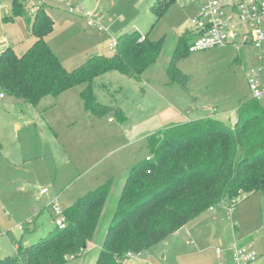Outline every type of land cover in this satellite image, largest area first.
I'll use <instances>...</instances> for the list:
<instances>
[{
  "label": "rangeland",
  "instance_id": "obj_1",
  "mask_svg": "<svg viewBox=\"0 0 264 264\" xmlns=\"http://www.w3.org/2000/svg\"><path fill=\"white\" fill-rule=\"evenodd\" d=\"M44 1L55 20L47 39L69 71L90 55L113 54L109 44L124 32L139 31L151 40L167 35L168 40L160 60L145 70L142 80L117 70L95 79L98 100L120 107L126 115L123 121L114 111L104 116L88 111L81 97L84 84L46 96L35 107L7 94L0 98V258L56 229L49 203L57 202L64 211L114 177L99 225L104 235L127 175L151 154L149 135L204 116L234 124L240 106L253 96L239 55L251 50L239 53L232 45L193 51L182 60L179 68L189 76L187 86L168 74L178 37L199 15V1L205 0H175L161 17L151 9L156 0H31L27 15ZM6 14L13 15L12 0H0V51L12 46L22 54L34 37L25 17L6 20ZM88 15L100 20L89 25ZM262 55L250 57L247 70L261 66L258 80L264 84ZM260 100L264 104V96ZM43 188L49 190L45 195ZM238 199L236 205L226 201L205 211L127 263L231 264L232 248L245 246L257 255L250 264H264V195L254 192ZM19 240L21 244L15 243ZM99 252L91 243L66 264H94Z\"/></svg>",
  "mask_w": 264,
  "mask_h": 264
},
{
  "label": "trees",
  "instance_id": "obj_2",
  "mask_svg": "<svg viewBox=\"0 0 264 264\" xmlns=\"http://www.w3.org/2000/svg\"><path fill=\"white\" fill-rule=\"evenodd\" d=\"M30 1L12 0L13 15L6 14V20L25 17L34 41L22 54L12 46L0 51L3 92L35 107L46 96H59L84 84L81 97L88 111L97 116L114 111L125 120L120 107L98 100L94 81L112 70L142 80L145 70L160 60L167 35L151 40L139 31L124 32L113 54L90 55L69 71L47 39L55 24L50 6L40 2L28 16ZM174 1L156 0L151 9L161 17ZM194 38L187 27L167 67L172 81L185 86L189 76L179 63L190 55ZM148 147L150 158L134 165L127 175L104 235L99 225L110 202L114 177L64 210L65 227L57 226L32 245L20 246L14 255L0 258V264H66L95 241L100 245L95 264H128L129 254L143 253L211 207L215 210L226 201L236 205L242 194L264 195V104L256 97L240 106L234 124L215 116L174 124L149 135ZM100 235L101 241L97 240Z\"/></svg>",
  "mask_w": 264,
  "mask_h": 264
},
{
  "label": "built area",
  "instance_id": "obj_3",
  "mask_svg": "<svg viewBox=\"0 0 264 264\" xmlns=\"http://www.w3.org/2000/svg\"><path fill=\"white\" fill-rule=\"evenodd\" d=\"M80 11L83 8L79 9ZM89 25H95L100 20L97 16L88 15ZM189 28L195 35L190 45V51L205 50L217 46H234L237 51L251 50L254 54L263 57L264 54V0H205L199 1V15L193 18ZM102 31L103 27L99 26ZM6 42V38H2ZM117 46V39H113L109 48L114 50ZM250 51V52H251ZM261 66L246 70V77L253 96L261 99L264 96V84L258 80V72ZM5 93H0V98ZM150 158L149 156L147 157ZM150 172V171H148ZM48 188H43L46 193ZM224 203V202H222ZM221 203V204H222ZM210 210H214L213 207ZM52 211L57 226L65 227L66 217L64 211L55 202ZM20 225V228H23ZM222 249L218 248V255L221 256ZM231 264H250L255 261V252L245 246H235L231 250ZM130 258L135 254H129Z\"/></svg>",
  "mask_w": 264,
  "mask_h": 264
},
{
  "label": "crops",
  "instance_id": "obj_4",
  "mask_svg": "<svg viewBox=\"0 0 264 264\" xmlns=\"http://www.w3.org/2000/svg\"><path fill=\"white\" fill-rule=\"evenodd\" d=\"M83 11H84V9H83ZM1 41H2V38H1ZM49 41V40H48ZM50 43V42H49ZM239 52V51H238ZM239 53H241V52H239ZM241 57H244V58H240V56H239V58L241 59V61H242V63H244V69H245V71L247 70V68H248V66H249V58L250 57H252L253 55H257V54H254V52H252L251 51V54H239ZM198 118H201V117H198ZM197 119V118H196ZM109 120H111V118H109ZM193 120V119H192ZM42 190V189H41ZM49 191V190H48ZM48 191L46 192V193H48ZM41 192V191H40ZM46 193H42L41 192V194L42 195H45ZM58 200V198L55 200V201H57ZM54 204V202L51 204V203H49L48 205H47V207L49 208V210H50V212H51V214H52V216H54V214H53V211H52V205ZM19 228H20V226H19ZM20 229H25V226L23 227V228H20ZM15 243H20V240L19 241H15ZM21 244V243H20ZM94 245L96 246V247H98L99 248V244H97V243H94ZM27 246H29V245H27ZM90 246V245H89ZM135 257V256H134ZM95 264V263H94Z\"/></svg>",
  "mask_w": 264,
  "mask_h": 264
}]
</instances>
